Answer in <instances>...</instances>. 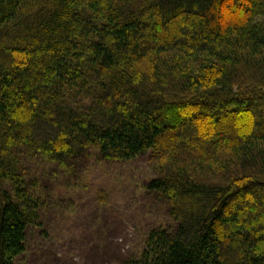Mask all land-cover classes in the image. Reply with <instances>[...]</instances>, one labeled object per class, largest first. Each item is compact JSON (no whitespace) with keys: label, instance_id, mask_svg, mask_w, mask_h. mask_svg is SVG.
<instances>
[{"label":"trees","instance_id":"16d2710c","mask_svg":"<svg viewBox=\"0 0 264 264\" xmlns=\"http://www.w3.org/2000/svg\"><path fill=\"white\" fill-rule=\"evenodd\" d=\"M149 153L173 226L121 264H264V0H0V264L40 226L24 161Z\"/></svg>","mask_w":264,"mask_h":264},{"label":"rangeland","instance_id":"374dc122","mask_svg":"<svg viewBox=\"0 0 264 264\" xmlns=\"http://www.w3.org/2000/svg\"><path fill=\"white\" fill-rule=\"evenodd\" d=\"M23 165L40 182V226L28 229L16 264H121L140 256L152 230L173 226L165 205L145 189L158 175L150 153L130 162L94 156L71 176L33 159Z\"/></svg>","mask_w":264,"mask_h":264}]
</instances>
